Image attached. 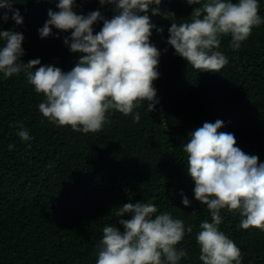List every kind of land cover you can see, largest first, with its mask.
Returning a JSON list of instances; mask_svg holds the SVG:
<instances>
[{"label":"trees","instance_id":"obj_1","mask_svg":"<svg viewBox=\"0 0 264 264\" xmlns=\"http://www.w3.org/2000/svg\"><path fill=\"white\" fill-rule=\"evenodd\" d=\"M58 2L13 0L23 23L17 25L12 12L0 9L9 16L6 22L0 19V30L23 34L24 63L39 59L40 66L55 65L67 72L81 55L63 42L71 31L53 28L43 39L38 32L48 10L59 11ZM258 3L264 19V0ZM197 6L161 0L160 14L148 13L155 26L150 42L161 53L159 78L153 81L158 103L151 112L147 101L133 110L140 114L139 123L133 122V115L109 110L95 133L57 126L39 112L44 96L35 92L24 72L8 78L0 73V264H95L103 227L123 231L115 213L125 203L136 202L154 203L156 214L169 212L186 227L192 225V232L176 245L187 251L179 264H202L195 237L200 223L211 222V216L194 197L183 144L191 131L219 119L224 121L219 131L234 134L237 147L264 163V23L252 28L239 50L230 47V35L222 36L216 50L228 64L220 72L199 71L167 44L171 23L190 20ZM97 10L108 19L115 14L113 5L102 6L99 0H75L73 7L85 16ZM102 26L103 21L95 23L94 34ZM3 44L0 40V47ZM20 123L31 140L19 137ZM9 144L14 145L11 151ZM181 193L189 207L182 204ZM220 214L219 230L240 248L241 264H264V232L239 229L238 212L225 208Z\"/></svg>","mask_w":264,"mask_h":264},{"label":"clouds","instance_id":"obj_2","mask_svg":"<svg viewBox=\"0 0 264 264\" xmlns=\"http://www.w3.org/2000/svg\"><path fill=\"white\" fill-rule=\"evenodd\" d=\"M103 6H114V15L108 19L100 11L87 16L73 11L75 0H59V11L48 10V19L38 29L43 39L52 35V29L71 31L63 42L73 53H80L70 71L55 65H41L39 59L24 63L22 47L24 36L12 30H0V73L5 78L24 72L27 82L44 100L39 112L57 126H70L73 131L95 133L107 120L106 113L116 110L125 116L133 115L139 123V112L134 109L147 101V111L155 110L156 89L153 81L157 71L160 50L150 42L152 15L160 14L161 0H99ZM195 7L190 20L171 23L167 44L175 54L199 71L220 72L228 64L220 48L221 37L230 35V47L239 50L254 26L264 23L260 17L258 0H186ZM13 0H0V9L12 12L17 25L23 23ZM157 5L150 9L151 5ZM8 12L0 13L7 21ZM175 17L174 13L167 14ZM103 21L94 34L93 25ZM163 29L157 28V32ZM58 38V37H57ZM19 61V62H18ZM224 121L204 122L189 133L183 144L187 156L186 171L194 182V197L206 205L211 222L199 225L195 239L200 249L202 264H241V250L235 242L219 230L223 221L221 209L238 212L239 229L256 228L264 232V163L236 146L234 134L219 131ZM19 137L32 139L22 123ZM30 147V145H29ZM14 145L9 144V151ZM183 195V193H181ZM182 204L190 206L183 195ZM157 213L154 203H125L115 215L120 227L105 225L97 244L95 264H179L187 251L177 249L192 225L185 226L171 213ZM130 218L123 219L125 215Z\"/></svg>","mask_w":264,"mask_h":264}]
</instances>
